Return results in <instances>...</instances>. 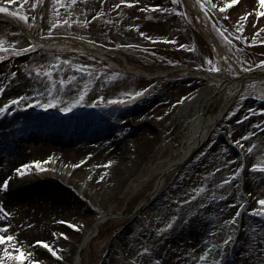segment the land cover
I'll use <instances>...</instances> for the list:
<instances>
[{
    "label": "rangeland",
    "instance_id": "374dc122",
    "mask_svg": "<svg viewBox=\"0 0 264 264\" xmlns=\"http://www.w3.org/2000/svg\"><path fill=\"white\" fill-rule=\"evenodd\" d=\"M188 2L190 8L183 0H0V6L9 8L2 14L15 20L12 25L0 17V42L8 49L0 51V108L17 107L19 103L10 101L20 97H25L20 103L29 100L35 90L41 94V103L55 101V107L49 109L35 104V111L59 121L56 124L61 123L60 127L64 118L76 119L83 108H88L91 119L116 110L124 112L118 122L139 114L155 125L154 138L140 142L139 153L131 156L134 160L137 155L143 163L128 186L116 191L110 202L98 199L92 205L83 198L80 204L60 212L52 209L54 221L69 227L60 221L81 226L86 216L92 222L99 213L110 215L95 233L88 225L80 232L71 227L79 236L95 234L81 252V264H220L223 241L229 237L241 260L233 264H264V216L258 214L261 206L257 203L264 199V172L251 167L264 163V83L254 85L232 106L209 140L167 175L153 196L160 177L155 171L158 162L170 158L187 133L184 119L176 116V106L200 88L214 92L218 101L231 76L264 68L260 63L264 61V16L260 11L253 10L246 0L225 11L221 7L226 0ZM16 12L20 16L12 15ZM246 13L251 15L245 21ZM200 25L224 49L229 70L200 33ZM31 31L46 40L44 44L29 38ZM58 36L84 39L98 48L52 39ZM123 57L133 69H144L148 77L129 73ZM172 72L176 74L167 75ZM137 92L141 95L135 96ZM81 94L82 103L67 113L62 111ZM149 101L146 110L129 111ZM216 108L218 104L212 110ZM73 140L76 144L59 146L74 151L63 175L58 176H67V180L70 174L81 173L83 177L77 180L83 186L92 179L109 185L112 166L119 165L114 152L120 146L123 149L126 139L110 147V140ZM44 143L43 139L25 137L16 141L11 151L0 154L6 171L1 176L10 170L17 173L15 169L23 160L45 161L43 168L65 156V152L41 150ZM84 144L89 151L80 150ZM110 154L111 159H106ZM97 157L103 159L96 162ZM133 162L123 163L131 167ZM32 167L37 169L34 164ZM25 175L36 178L28 171ZM82 178L85 181L81 182ZM135 183L138 186L134 187ZM9 198L18 201L13 195ZM39 203V199L31 201L27 215L21 211L9 213L8 234H33V240L39 239L36 229L51 222L35 208ZM117 238L123 247L110 258ZM62 262L68 264L66 259Z\"/></svg>",
    "mask_w": 264,
    "mask_h": 264
},
{
    "label": "bare ground",
    "instance_id": "6f19581e",
    "mask_svg": "<svg viewBox=\"0 0 264 264\" xmlns=\"http://www.w3.org/2000/svg\"><path fill=\"white\" fill-rule=\"evenodd\" d=\"M246 3L250 5L253 10L261 11L258 0H246ZM205 36L215 44L210 35L206 34ZM71 39L77 40L79 43L82 42L87 46L90 44L83 39ZM221 56L224 58V66L229 70L230 67L225 60L226 55L224 51H221ZM260 81H264V68L248 71L242 75L231 76L229 82L218 94V101L216 100L217 95H215L214 92L207 88H200L187 96L184 101L180 102L176 106L178 113L175 112V114L177 113L176 116L179 115L184 119V126L187 134L182 146L176 150L170 158L158 162L157 169L155 170L156 173L166 176L182 166L185 160L211 136V133L220 123L229 106L234 104L236 100L238 101L241 99L244 93L249 91L254 83ZM11 93L9 94L11 95ZM40 97V92L34 90L29 100L27 99L21 103L19 102L17 107L14 108L7 106V111L0 112V154H3L6 150L11 151L16 141H21V138L23 139L25 137L26 139H43L46 142L44 143L46 147L43 146L41 150L60 154L65 152V156H63L59 162L56 161L57 163H52L43 167L45 171H42V173L40 170L34 169L33 167L27 170L36 177L35 179L28 178L26 175L21 177L18 173H14L11 170L8 171L9 173L4 177L1 176V173H6V171L4 169L5 163L2 161L4 159L0 158V182L11 177L8 189L5 190L0 188V206H2V208H0V225L10 223V221L6 219L9 213L21 211L25 215L29 214L27 210L28 204L31 201L39 199L40 203L36 205L35 208L42 213V217L46 216L51 221L45 228L39 227V229H36L37 233L40 235L39 240L51 241L62 258L53 256L48 250L40 249L39 245L35 246V251H33V242L38 240L32 239V236H34L33 234L31 236L29 234L22 235L17 232L18 235H16L14 232L12 235L17 237L16 243L18 247H23L26 252H33L34 258L39 259L41 264H60L63 263V259H66L68 264H81V252L91 240L90 232L79 236L75 234L68 225H60L54 221L52 209L60 212L66 207L69 208L80 204L83 198H86L92 205H96L99 202L98 199L102 201V203L104 201L110 202L116 191L128 186L135 170L139 169L143 163V160H140V157L138 158L137 155L134 160H132L131 156L139 153L138 148L140 142L144 143L153 135H156L154 131L155 125L151 122L148 123L149 121L145 119V117L139 116V114L131 115L126 121L118 122V117L124 114V112L116 110L108 114L100 115L95 119H91L88 108H83L80 110L76 119L71 121L68 118H64V125L60 127L61 123L59 125L56 124L59 121L35 111V104L39 101ZM215 104H218V109L212 111V107ZM25 105L31 106L26 107ZM149 105H151L150 101L142 103L139 107L130 109L129 111L135 113L143 108V110H146V107ZM105 117H108V119ZM104 121L106 122L104 123ZM123 128H125L126 131ZM108 134H110V136L106 138ZM112 136L113 139L110 140ZM122 138L126 140H123V149L120 146L116 152H114V158L118 159L115 160V162L118 161L119 165L114 164L112 166L111 176L113 179L107 181L109 185L104 186L98 184L92 179L88 180L86 185L83 186V184H79L77 180L79 176L82 175L83 177L81 173L78 174L74 172L69 175L67 180V176H58V173L63 175V169L67 167L71 151H74L71 147L66 148L71 144H76L73 139H76V141L82 140V143H86L90 140L96 142V139H99L101 142L110 140V147L112 146L111 144L116 145ZM153 138L154 137H152V139ZM133 141L136 142L134 146ZM77 143L81 142L78 141ZM63 144H67L66 147H59ZM82 149L89 151L86 144L80 147V150ZM104 150H106V148ZM110 156L111 154L109 156L105 155L106 159H111ZM102 159V157L95 158L96 162ZM127 160L134 161V164L131 165V167L127 166L123 163ZM23 161H25L24 163H28L27 160ZM65 172L64 174L67 175L68 171ZM37 173H41V175L38 176ZM164 175L162 181H159L157 184L156 191L160 190L165 180ZM84 178H86V175ZM82 181H85V179L82 178L81 182ZM110 182L112 185H110ZM135 186H138V184L135 183L134 187ZM9 195H13L18 201L10 199ZM108 215L109 214L99 213L92 222H89V216H84L85 222L81 224L78 229H73L80 232V228L82 227L81 230L84 231L88 225L95 233ZM61 232H66L68 238L65 239L63 236H60L59 233ZM113 245L114 247L110 251L111 255L109 254L110 258L116 256L115 253L118 255L119 250L123 247L120 238H117L116 241L113 242ZM224 246H222L223 248L221 249L223 255L220 264H233L236 261H241L235 254L237 249L236 245L231 246V244L228 243ZM4 247H9V250L13 252L17 251L16 248H11L7 244L0 246V259H4ZM25 261L27 264H30L27 256L25 257ZM6 264H14V260L6 261Z\"/></svg>",
    "mask_w": 264,
    "mask_h": 264
},
{
    "label": "snow or ice",
    "instance_id": "6c2138e0",
    "mask_svg": "<svg viewBox=\"0 0 264 264\" xmlns=\"http://www.w3.org/2000/svg\"><path fill=\"white\" fill-rule=\"evenodd\" d=\"M9 2H11V0H9ZM126 2L129 3H134L135 0H126ZM203 2V0H202ZM239 3V0H226L225 4L221 7V11H225L228 8H231L233 5H237ZM258 3L260 5V9L261 11L259 12L260 16H264V0H258ZM212 7H215V5H211ZM152 7H159L158 5H153ZM207 10V9H206ZM9 12V8L6 6H0V13H7ZM13 16H20V13L16 12V13H12ZM251 15V13H246L245 16L243 17V19L246 21L247 17ZM21 19L27 20L28 17L27 16H21ZM242 29H238V31H241ZM49 35H51V33H49ZM141 35H144V33H141ZM149 39H152V37H148ZM14 46V45H13ZM31 47V46H29ZM181 47H183V45H181ZM8 49L4 47L3 42H0V51H7ZM209 63H211V61L209 60ZM261 65H264V61L260 62ZM216 71H219V69H215ZM37 71H39V69H37ZM13 76L16 75V73L12 74ZM141 93L137 92L135 93V96H140ZM25 99V97H20L18 99H13L10 101L11 104H18L20 102V100ZM102 99V98H101ZM84 100V95L81 94L79 99L74 101L72 104L65 106L62 111L67 113L69 111L72 110L73 107H75L77 104L82 103ZM111 103V102H110ZM26 107H29L31 105H25ZM36 106L43 108V109H49V108H53L55 107V101H48L46 103H41L40 101L36 102ZM7 105L4 106L3 108H0V112H5L7 111ZM245 137H242V139H244ZM235 143L239 144V141H235ZM252 151V148H249V152ZM49 160H51V157H49ZM43 163H46L45 161H33L31 163H24L21 164L20 167L16 168L15 171L21 176L23 177L25 175V172L27 170H29L32 165L34 164L35 167L37 169H39L40 171H45L44 168L41 167V165ZM111 163V162H109ZM253 170H258L260 172H264V163H254L251 165ZM23 169V171H22ZM11 177L4 179L2 182H0V188L3 189H8L9 187V181H10ZM227 182V181H226ZM257 203L261 206V208L259 209V215L264 216V199H259L257 201ZM0 208H2V206H0ZM255 211V210H254ZM240 213L237 212L236 216H239ZM60 223H67L69 224L72 228H79V225L73 223L72 221H60ZM169 227H171V225H169ZM11 228L10 224H4V225H0V246H3L5 244L9 245L11 248H16L17 251L13 252L9 250V247H4L3 248V257L4 259H0V264H6V261L8 260H14V261H18L19 264H25V257L27 256L29 258L30 264H41V261L39 259L34 258L33 256V252H26L25 249L23 247H18V244L16 243L17 241V237L14 235H10L8 234L9 229ZM60 236H63L65 239L68 238V234L66 232H61L59 233ZM231 240V237H229L227 240H224L223 243L225 245H227L229 243V241ZM42 246L43 248L47 249L53 256L60 257L59 252H57L56 247L53 245V243L49 240H35L33 242V251H35V246ZM145 252L148 251V249H144ZM203 258V257H202Z\"/></svg>",
    "mask_w": 264,
    "mask_h": 264
}]
</instances>
